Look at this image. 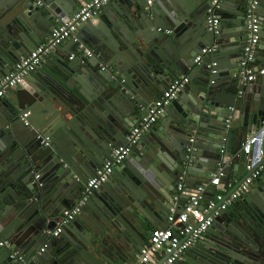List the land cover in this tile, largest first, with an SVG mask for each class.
<instances>
[{
	"label": "water",
	"instance_id": "95a60500",
	"mask_svg": "<svg viewBox=\"0 0 264 264\" xmlns=\"http://www.w3.org/2000/svg\"><path fill=\"white\" fill-rule=\"evenodd\" d=\"M86 1L0 0V80L20 54L47 41L62 17ZM212 1L156 0L149 6L147 0H113L7 89L0 98V236L11 246L0 245V264H17L12 249L31 264L134 261L155 218H163L175 203L183 207L221 161L235 160L221 178L225 184L237 173L235 187L264 165V73L248 84L239 82L248 35L245 0H221V22L210 29ZM230 8L236 13L232 20ZM258 13L262 32L256 55L264 64V0ZM232 21L242 29L231 38L225 27ZM206 46H216L215 54L196 63ZM50 60L55 69L48 75ZM213 61L217 64L210 66ZM102 62L112 69H102ZM183 74L190 81L159 121L109 179L87 194L89 178L113 147L126 142L130 127ZM256 129L263 153L248 169L241 148ZM206 140L209 155L202 157ZM262 174L174 264H264ZM182 182L186 187L177 201ZM77 205L75 217L62 223L64 212ZM224 222L227 229L220 227Z\"/></svg>",
	"mask_w": 264,
	"mask_h": 264
},
{
	"label": "built area",
	"instance_id": "2783aa9c",
	"mask_svg": "<svg viewBox=\"0 0 264 264\" xmlns=\"http://www.w3.org/2000/svg\"><path fill=\"white\" fill-rule=\"evenodd\" d=\"M110 1L111 0L86 1L79 10L62 17L61 22L54 27L47 41L37 45L28 54H20L11 71L0 80V98L6 94L9 87H14L24 76L35 71L43 62L45 55L48 54L51 47L66 40L79 23L97 16ZM220 1L221 0H213L207 10L210 29L216 28L221 22V17L218 13ZM261 1L262 0H245V21L248 35L240 62L239 78V82L243 85L253 81L258 74L264 73V68L258 69L255 64L257 59V48L260 44L262 32V20L258 13V7ZM37 2L39 4L42 3L41 0H37ZM154 2L155 0H147L148 5H152ZM159 30H164L166 33H171L173 31L172 28L163 29L161 27ZM216 50V46L204 47L202 52L196 55L195 62L201 63L204 56L215 54ZM87 53L89 55L92 54L89 49H87ZM73 57L74 55L72 54L70 58L72 59ZM216 64L217 61H213L210 63V66H215ZM106 68H110V66L102 65V69ZM213 72H216V69H213ZM189 81V75L183 74L170 82L163 94L154 101L147 114L142 116L130 127L126 136V142L114 146L110 157L96 170L95 174L89 178L86 189L87 194H90L93 190L99 189L102 184L109 179L115 166L123 162L130 155L133 146L140 142L142 137L160 119L166 107L172 103L181 88ZM28 113L29 112L25 113V115ZM26 124H29V121H26ZM260 130L264 132V120ZM260 130L249 134L242 144L241 153L245 154L248 159V162H246V167L248 169L251 168L262 155L260 154L258 157V155L252 154L256 144L258 142L262 144V139L258 135ZM191 140H193V138ZM43 141L46 145L50 143L47 137L44 138ZM189 150H191V148H189ZM222 151H224V149H222ZM228 165L227 159L221 161L218 164V168L211 174V179L198 184L195 194L187 200L183 207L177 208L174 206L175 203L171 207L166 218L168 225L153 228L149 240L140 249V252L136 256V260L129 261L125 264H154L158 260L159 255H168L162 264H174L189 248L194 246V244L203 237L212 226L216 216L234 205L235 201L249 189L251 183L257 176L262 174L264 169V165L259 166L258 169L250 174L240 185L235 187V184L231 181L225 184L222 183L221 178L224 174L225 167ZM37 177H39V174ZM184 187L185 184L183 182L178 185L179 192L174 195L175 200H179V194L185 189ZM209 189L213 190V193ZM217 189L219 192H217ZM207 191L210 193L209 198L205 196ZM205 197L207 200H205ZM85 198L86 197H84V199ZM84 199L81 203L84 202ZM79 210L80 205L66 210L62 223H66L74 218ZM61 229L62 227L59 226L53 234L58 235ZM0 245L10 247L11 243L9 240L0 236ZM42 250H44V247ZM10 257L17 264H31L25 260L24 256L17 249L11 250Z\"/></svg>",
	"mask_w": 264,
	"mask_h": 264
},
{
	"label": "crops",
	"instance_id": "0c3cea01",
	"mask_svg": "<svg viewBox=\"0 0 264 264\" xmlns=\"http://www.w3.org/2000/svg\"><path fill=\"white\" fill-rule=\"evenodd\" d=\"M113 0H111L109 3H111ZM156 1V0H155ZM109 3H108V5H109ZM148 4V3H147ZM124 5H125V2H123V4L122 5H119L120 7H124ZM150 6V5H149ZM102 11H103V9H102ZM228 15H229V17H228V19H231L232 20V17L234 16V14H236V13H234V11H233V8H230L229 10H228V13H227ZM170 28H172V27H170ZM225 29H226V32L229 34V35H231V38L232 37H234L233 36V34H235V33H237L238 31H241V29H242V27L239 25V24H236V23H234L233 21L232 22H229L228 23V25L225 27ZM80 48V47H79ZM76 50H78V48L76 47ZM75 50V51H76ZM74 51V52H75ZM73 54V53H72ZM74 55V54H73ZM92 55V54H91ZM46 56V55H45ZM217 58V57H216ZM69 59H71L70 57H69ZM217 60V59H216ZM257 61H256V66H257V68L258 69H260V68H264V64H263V61L262 60H260V59H256ZM52 61L53 60H50V61H48V63H49V66H47V69H48V75H51L52 74V72L54 71V67H55V65H54V63H52ZM102 65H107V64H103V62H102ZM109 66V65H108ZM102 67V66H101ZM106 69H112V66H110V68H106ZM106 69H104V70H106ZM262 74H258L257 76L259 77V76H261ZM229 76V67H227L223 72H222V75H221V77H223L224 79H227V77ZM136 118H134V120H135ZM164 120H166L165 118H164ZM159 121V120H158ZM157 121V122H158ZM165 128V127H164ZM258 129H256L254 132H256ZM193 138H195V136L193 137ZM205 143H203L204 145H203V148L201 149V152H202V157H207L206 156V154L207 155H209V152H208V150H207V148L209 147V140H206V141H204ZM224 149V148H223ZM225 150V149H224ZM260 154H262V144L261 143H257L256 144V146L254 147V150H253V155H258V157L260 156ZM233 157H228L227 158V161H228V163L230 164V166H231V169L233 170V167H234V164L236 163L235 162V160L234 159H232ZM216 168H218V167H216ZM262 173H264V169H263V171H262ZM89 174H91V173H89ZM261 175H263V174H261ZM237 177V173H231L230 174V181L231 182H233V184H236V181H234V179ZM194 186H196V185H194ZM185 187H186V185H185ZM184 187V188H185ZM112 190V189H111ZM210 190V189H209ZM193 191H195L196 192V188L194 187V190ZM212 193H213V190H210ZM213 196V195H212ZM206 198V197H205ZM209 198V197H208ZM205 200H207V198L205 199ZM237 200H239V198L237 199ZM236 200V201H237ZM236 201H235V203H234V205H233V207L235 206V204H236ZM239 204H240V206L242 205V202L240 201L239 202ZM174 206H176L177 208H178V205H177V203L174 205ZM166 215V214H165ZM164 215V217L163 218H161V219H157V218H155V227H162V226H166V225H168V222H167V219H165V222H162L163 220H164V218H167V216H168V214L165 216ZM164 223V225H162ZM229 226V224H228V222H224V223H220V227L222 228V229H227V227ZM236 226V225H235ZM204 236V235H203ZM185 254V253H184ZM183 254V256L181 257V258H183L184 259V257H185V255ZM164 256L163 255H159V257H158V260L154 263V264H157V263H159V262H161L162 261V258H163ZM189 257V259H191V257L192 256H188ZM180 258V259H181ZM130 261V259L129 260H127L125 263H127V262H129ZM178 261V260H177ZM124 263V264H125ZM13 264V263H12Z\"/></svg>",
	"mask_w": 264,
	"mask_h": 264
},
{
	"label": "flooded vegetation",
	"instance_id": "af4514ba",
	"mask_svg": "<svg viewBox=\"0 0 264 264\" xmlns=\"http://www.w3.org/2000/svg\"><path fill=\"white\" fill-rule=\"evenodd\" d=\"M91 52H92V51H91ZM241 202H242V201H241ZM232 207H233V206H232ZM232 207H231V208H232ZM213 223H214V222H213ZM212 225H213V224H212ZM206 233H207V232H206ZM146 242H147V239H146Z\"/></svg>",
	"mask_w": 264,
	"mask_h": 264
}]
</instances>
